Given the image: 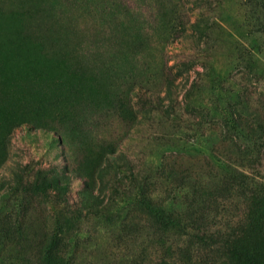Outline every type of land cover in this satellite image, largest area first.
<instances>
[{
  "label": "rangeland",
  "instance_id": "374dc122",
  "mask_svg": "<svg viewBox=\"0 0 264 264\" xmlns=\"http://www.w3.org/2000/svg\"><path fill=\"white\" fill-rule=\"evenodd\" d=\"M0 264H264V0H0Z\"/></svg>",
  "mask_w": 264,
  "mask_h": 264
}]
</instances>
